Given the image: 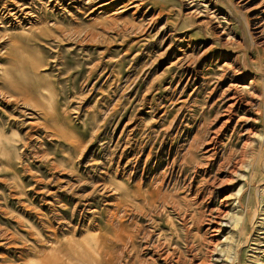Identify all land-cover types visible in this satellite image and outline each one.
<instances>
[{"label":"rangeland","instance_id":"obj_1","mask_svg":"<svg viewBox=\"0 0 264 264\" xmlns=\"http://www.w3.org/2000/svg\"><path fill=\"white\" fill-rule=\"evenodd\" d=\"M49 1L0 0V264H264V0Z\"/></svg>","mask_w":264,"mask_h":264},{"label":"bare ground","instance_id":"obj_2","mask_svg":"<svg viewBox=\"0 0 264 264\" xmlns=\"http://www.w3.org/2000/svg\"><path fill=\"white\" fill-rule=\"evenodd\" d=\"M35 1V0H34ZM38 1H42V0H38ZM33 1H31L32 3ZM49 2H55V0H50ZM12 6L10 7H3L0 11V28H6L5 26H12L14 24H17V26L21 25L23 20H25L27 16V13L25 12L26 9H29L27 7H24L23 5H21L20 3H13L12 2ZM47 4V3H46ZM4 5V4H3ZM35 5V4H34ZM25 16V17H24ZM31 16V15H30ZM28 22V20H27ZM43 24V23H42ZM16 26V25H14ZM7 40L8 36L6 34H0V43H2L3 40ZM14 42V41H13ZM20 50V49H19ZM22 52V51H21ZM11 61V60H10ZM43 66V65H42ZM40 68V67H39ZM13 85V84H12ZM45 90V89H44ZM26 97V95H25ZM51 96L49 95V98ZM22 99V98H21ZM45 101V100H44ZM9 103V102H7ZM24 110V109H23ZM42 115V114H41ZM23 118V117H22ZM53 120V119H52ZM54 124V122L52 123ZM48 126V125H47ZM54 131V130H53ZM245 148V147H244ZM246 154V153H245ZM241 158V157H240ZM244 161L242 160V162L240 163V167H242L243 169H246L248 164L243 163ZM253 162H251L249 164V167H252ZM239 191L236 193V196H238V199L236 200V204L229 210V212H227L226 214H224L225 218L228 219H232L236 222V225L239 226V230L242 232L244 229V222H243V212L241 210V205H240V201H239ZM227 199V198H226ZM229 213H231V217H229ZM198 219V218H197ZM209 230V229H208Z\"/></svg>","mask_w":264,"mask_h":264}]
</instances>
